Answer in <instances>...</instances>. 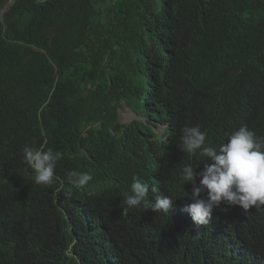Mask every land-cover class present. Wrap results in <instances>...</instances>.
I'll list each match as a JSON object with an SVG mask.
<instances>
[{
	"label": "trees",
	"instance_id": "obj_1",
	"mask_svg": "<svg viewBox=\"0 0 264 264\" xmlns=\"http://www.w3.org/2000/svg\"><path fill=\"white\" fill-rule=\"evenodd\" d=\"M8 1L0 96L20 107L11 140L19 147L62 127L71 140L109 128L118 137L96 149L109 170L99 177L112 174L127 190L139 176L168 195L185 189L183 166L198 163L179 148L184 126L199 125L206 145L241 125L264 136V0H11L3 10ZM122 103L135 119L120 121ZM99 163L78 172L98 176ZM5 190L22 194L12 180ZM90 191L98 193L92 180L49 195L88 213ZM226 209L183 236L159 216V233L141 231L155 211L121 217L117 208L108 234L77 228L62 252L35 244L32 218L13 236L0 231V264H264V206Z\"/></svg>",
	"mask_w": 264,
	"mask_h": 264
},
{
	"label": "clouds",
	"instance_id": "obj_2",
	"mask_svg": "<svg viewBox=\"0 0 264 264\" xmlns=\"http://www.w3.org/2000/svg\"><path fill=\"white\" fill-rule=\"evenodd\" d=\"M0 97L6 103L5 108L0 107V231L13 236L24 224L32 227L33 218L36 231H30L44 252H62L77 228L80 232L108 234L115 225L117 208L121 217L134 209L155 211L139 228L150 235L162 230L159 216L184 236L186 230L198 231L202 225L208 226L215 211L232 207L248 213L264 206V136L246 125L231 130L217 145H206L207 134L199 125L184 126L179 148L189 153L190 160L197 158L198 163L183 166L184 190L171 188L168 195H163L139 176H133L127 190L126 183L112 174L106 179L99 177L109 170L96 149L107 136L118 137L112 129L100 128L102 132L94 137L71 140L62 127L52 136L19 147L11 140L16 130L12 124L20 107L6 101L4 95ZM160 126L161 131L166 127ZM88 159L100 162L98 176L92 178L91 173L78 172ZM9 180L21 187V195L6 197ZM90 180L98 193L90 191L92 197L86 200L91 207L88 213L73 211L49 195L84 187ZM33 202L35 207L31 206ZM42 213L47 217L44 225L39 224ZM44 238L47 243H42Z\"/></svg>",
	"mask_w": 264,
	"mask_h": 264
},
{
	"label": "rangeland",
	"instance_id": "obj_3",
	"mask_svg": "<svg viewBox=\"0 0 264 264\" xmlns=\"http://www.w3.org/2000/svg\"><path fill=\"white\" fill-rule=\"evenodd\" d=\"M118 116L122 123L131 121L136 118V116L130 111V109L124 105L121 104L119 110H118ZM162 130V126L155 128V131L160 132Z\"/></svg>",
	"mask_w": 264,
	"mask_h": 264
},
{
	"label": "water",
	"instance_id": "obj_4",
	"mask_svg": "<svg viewBox=\"0 0 264 264\" xmlns=\"http://www.w3.org/2000/svg\"><path fill=\"white\" fill-rule=\"evenodd\" d=\"M7 7V4L4 6V8H6Z\"/></svg>",
	"mask_w": 264,
	"mask_h": 264
},
{
	"label": "bare ground",
	"instance_id": "obj_5",
	"mask_svg": "<svg viewBox=\"0 0 264 264\" xmlns=\"http://www.w3.org/2000/svg\"><path fill=\"white\" fill-rule=\"evenodd\" d=\"M164 152V151H163Z\"/></svg>",
	"mask_w": 264,
	"mask_h": 264
}]
</instances>
